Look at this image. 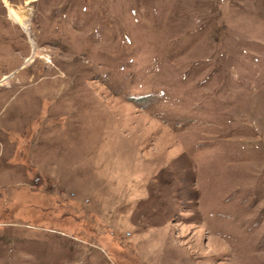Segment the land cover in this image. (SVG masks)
<instances>
[{"label": "rangeland", "instance_id": "1", "mask_svg": "<svg viewBox=\"0 0 264 264\" xmlns=\"http://www.w3.org/2000/svg\"><path fill=\"white\" fill-rule=\"evenodd\" d=\"M0 264H264V0H0Z\"/></svg>", "mask_w": 264, "mask_h": 264}]
</instances>
